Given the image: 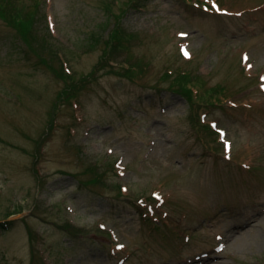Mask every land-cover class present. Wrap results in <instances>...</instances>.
I'll use <instances>...</instances> for the list:
<instances>
[{
  "label": "rangeland",
  "instance_id": "1",
  "mask_svg": "<svg viewBox=\"0 0 264 264\" xmlns=\"http://www.w3.org/2000/svg\"><path fill=\"white\" fill-rule=\"evenodd\" d=\"M16 1L37 10L56 68L88 82L61 98L76 81L0 16V264H264V0ZM107 3L149 62L140 77L120 49L100 66L105 47L88 48ZM168 70L220 97L197 106L218 139ZM95 161L118 171L105 187L83 174Z\"/></svg>",
  "mask_w": 264,
  "mask_h": 264
},
{
  "label": "trees",
  "instance_id": "2",
  "mask_svg": "<svg viewBox=\"0 0 264 264\" xmlns=\"http://www.w3.org/2000/svg\"><path fill=\"white\" fill-rule=\"evenodd\" d=\"M189 2H193V0H187ZM215 1V5H217L219 8H224L223 1L224 0H211ZM139 2V1H138ZM203 4L209 6L208 0L204 1L202 0ZM218 2V3H217ZM195 3V2H194ZM198 4V3H197ZM139 7V5H137ZM211 6V5H210ZM213 8V6H211ZM106 11L108 12V15L110 16L109 20H105L104 23H102L101 31H93L90 33V36H88L86 39L91 40L89 49H94L97 46H103L104 48V54L101 58L100 66L104 65V62H107V60L112 59L113 51L121 50L125 56V59L123 60V64H126L125 67V74L130 77H140L142 76L148 66L149 62L141 60L134 57L129 52V37L130 34L126 33L123 27H121V20L119 17V14H117L113 6L110 3H107ZM37 10L34 8L33 10H27L25 7L21 6L18 1L16 0H0V16L8 22L9 25L16 28L18 32L21 34L22 38L25 40L26 44L33 49V52L39 55L40 61L48 64L50 69L55 70L57 74L61 77H64L65 79H68L69 77H72L74 73L68 68V71L66 70V62L67 60L63 57L60 58L61 60V66L60 69L56 68V66L51 62L54 60L53 56H48L53 52V50L49 49V36L47 33V28L44 30L43 26L38 25V20L36 21L37 17ZM135 34H133L132 37H134ZM127 40V42L125 41ZM56 55V54H55ZM48 56V57H47ZM95 71L99 67L97 65L95 67ZM93 73V72H92ZM94 74V73H93ZM92 74V75H93ZM121 74V73H120ZM93 77V76H92ZM73 78V77H72ZM96 78V77H95ZM72 82L71 85L67 87L66 90L62 91L61 98H69L72 101H77L80 95V91L82 87H84L86 81L88 82V79L86 77H80V79H75ZM90 80V79H89ZM161 81L164 83L169 82V86L175 90L178 94L181 96H184L193 113L195 114V109L197 110V114L194 115L195 117H192V119L195 120V126L198 128V125H201L200 128H206L208 131L215 134V137L218 139V132L215 130V128L212 126L210 122H207L204 117L206 116V113L204 111H198L197 106L201 107H208L209 105H220V97L213 95L212 89H209V93H202L201 87H205L203 84L201 76L197 74H192L188 70H180L177 75L172 70L166 71L161 76ZM202 85V86H201ZM221 86H217V89H219ZM224 87V88H223ZM223 90H225V86L222 85ZM227 90V89H226ZM217 93V92H216ZM209 96H206V95ZM229 97L227 98V100ZM199 107V108H201ZM208 111V110H206ZM58 112V108L56 107L53 110V120L51 121V128L54 127V122L56 121V114ZM112 165V164H111ZM110 166L106 165V168H103L104 172H101V168L103 167L102 163L93 162L86 166V169L83 170V174L88 175V181L92 184H98L99 186H107V183H105L104 179L109 178V171L112 169L115 174L118 173L117 169L112 166L110 169ZM84 181H86L84 179ZM86 181V183H88ZM16 213V212H14ZM14 213H9L8 216L13 215ZM10 224L9 221H1V226H8ZM33 239V236H32Z\"/></svg>",
  "mask_w": 264,
  "mask_h": 264
}]
</instances>
